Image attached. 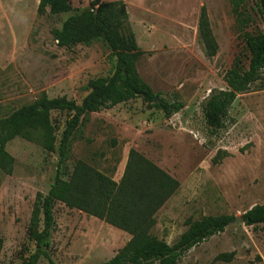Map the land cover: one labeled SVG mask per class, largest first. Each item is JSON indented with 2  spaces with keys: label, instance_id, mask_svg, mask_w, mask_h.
<instances>
[{
  "label": "rangeland",
  "instance_id": "1",
  "mask_svg": "<svg viewBox=\"0 0 264 264\" xmlns=\"http://www.w3.org/2000/svg\"><path fill=\"white\" fill-rule=\"evenodd\" d=\"M69 1L71 12L39 14L40 0H0V129L14 111L43 94L81 103L92 80L113 73L116 54L103 40L67 47L54 39L53 29L70 14L90 9L92 0ZM104 1H120L126 8L144 51L138 63L141 77L162 97L181 100L185 107L167 117L137 97L91 113L72 139L63 177L70 179L81 160L119 181L130 150H137L179 182L150 231L170 244L196 221L242 216L264 203V73L231 103L219 136L210 135L203 114L211 93L227 88L226 73L235 64L248 67L244 35L264 31L259 0ZM203 6L218 44L213 57L198 36ZM70 116L69 111H51L57 145ZM5 149L13 161L0 164V264H22L35 251L28 229L36 195L46 194L54 183L59 152L23 136ZM54 216L50 252L56 264H100L132 238L61 201L54 205ZM38 264L49 262L41 258ZM177 264H264V224L234 220Z\"/></svg>",
  "mask_w": 264,
  "mask_h": 264
},
{
  "label": "trees",
  "instance_id": "2",
  "mask_svg": "<svg viewBox=\"0 0 264 264\" xmlns=\"http://www.w3.org/2000/svg\"><path fill=\"white\" fill-rule=\"evenodd\" d=\"M259 2L264 24V0ZM71 10L69 0H40L38 6L39 14L47 11L61 14ZM52 34L60 46L67 47L101 39L116 54V64L110 77L90 82V90L81 103L66 96L49 98L43 94L35 102L14 111L0 129V164L3 167L13 161L5 149L6 144L18 136L36 141L49 151L58 148L59 152L54 183L46 194L39 192L36 195L28 229L35 251L22 264H38L41 258L56 264L50 250L56 228L54 205L59 201L132 234L122 251L100 264H177L191 248L223 232L235 216L222 214L196 221L170 244L151 237L150 231L157 222V212L177 192L179 182L147 157L131 149L119 181L81 160L76 163L70 179L63 177L62 167L69 157L74 135L91 113L142 97L171 117L185 104L178 99L170 101L162 97L141 77L138 63L144 51L138 45L122 2L92 0L90 9L70 14ZM198 36L207 55L215 56L218 44L206 6L201 9ZM244 41L250 51L248 67L235 64L225 75L227 88L214 90L204 104V119L212 136H219L226 128L230 105L237 96L249 91L263 77L264 31L247 32ZM53 110L69 111L71 115L58 145L50 118ZM242 217L248 226L264 224V203L255 205Z\"/></svg>",
  "mask_w": 264,
  "mask_h": 264
},
{
  "label": "water",
  "instance_id": "3",
  "mask_svg": "<svg viewBox=\"0 0 264 264\" xmlns=\"http://www.w3.org/2000/svg\"><path fill=\"white\" fill-rule=\"evenodd\" d=\"M235 220L241 223H244L243 217L242 216H236Z\"/></svg>",
  "mask_w": 264,
  "mask_h": 264
}]
</instances>
